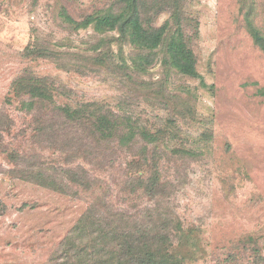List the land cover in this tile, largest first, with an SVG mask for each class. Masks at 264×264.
I'll return each mask as SVG.
<instances>
[{
	"label": "rangeland",
	"instance_id": "rangeland-1",
	"mask_svg": "<svg viewBox=\"0 0 264 264\" xmlns=\"http://www.w3.org/2000/svg\"><path fill=\"white\" fill-rule=\"evenodd\" d=\"M185 2L200 23L193 47L205 87L169 72L163 52L127 73L116 31L66 18L117 10L119 0H0V264H46L96 201L139 219L171 211L189 233L183 264H264V52L247 29L250 12L264 33V0ZM168 18L161 10L156 25ZM22 75L45 81L53 99L12 94ZM84 102L160 130L158 142L88 139L59 110ZM132 171L157 175L154 195Z\"/></svg>",
	"mask_w": 264,
	"mask_h": 264
},
{
	"label": "trees",
	"instance_id": "trees-1",
	"mask_svg": "<svg viewBox=\"0 0 264 264\" xmlns=\"http://www.w3.org/2000/svg\"><path fill=\"white\" fill-rule=\"evenodd\" d=\"M119 2L117 10L112 7L79 21L70 16L66 18L76 29L92 25L99 33L116 31L121 43L118 57L122 61L121 68L127 73H144L163 52L162 61L169 72L174 70L179 75L198 79L201 85L206 86L204 77L198 71L197 55L193 47L199 35L200 23L197 19L186 16L185 0ZM161 10L166 11L169 18L156 25L155 20ZM249 14L250 12L247 13V29L254 43L264 52V33L251 20ZM126 46L129 48L127 56ZM39 48L38 46L31 51H37ZM97 51L99 50L95 52ZM107 52L104 58L111 60L110 53L114 51L110 45ZM99 55H102V52H99ZM25 79H28V83L22 81ZM12 94L33 95L31 98L49 96V99H53L51 86L47 87L45 81H38L33 75L27 78L22 75L18 78L13 84ZM33 104V101L24 103L28 110L33 109ZM95 105L84 102L77 107L64 105L59 110L63 120L81 130L88 139L105 141L117 136L118 143L127 146L137 138L146 139L149 144L158 142L160 130L153 132L133 122L132 117L127 114L120 115L110 109L94 107ZM141 160L139 156L133 164L142 166L138 170L143 171L147 162L142 164ZM132 172L134 180L140 184L145 183V190L154 195L156 185L159 184L157 175L150 172L147 178L146 172ZM19 173L21 177H26L25 172ZM54 181V177L42 178V183L51 185L50 187ZM59 189L64 191L63 187ZM160 209L161 207L156 206L139 219L140 217L137 218L136 215L110 204L102 205L97 201L91 203L46 264H183L190 257L188 250L185 253L181 250L188 240L189 233L186 232L185 225L174 218L171 211L162 212ZM229 261L231 260L216 264H236Z\"/></svg>",
	"mask_w": 264,
	"mask_h": 264
}]
</instances>
